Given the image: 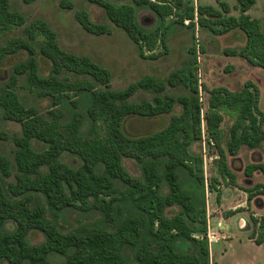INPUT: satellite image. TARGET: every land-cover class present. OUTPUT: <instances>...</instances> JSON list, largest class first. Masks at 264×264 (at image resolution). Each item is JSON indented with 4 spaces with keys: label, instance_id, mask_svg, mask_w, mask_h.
<instances>
[{
    "label": "trees",
    "instance_id": "1",
    "mask_svg": "<svg viewBox=\"0 0 264 264\" xmlns=\"http://www.w3.org/2000/svg\"><path fill=\"white\" fill-rule=\"evenodd\" d=\"M36 0H23L30 4ZM100 7L106 18L137 47L143 59L155 60L158 46H164V31L159 27L148 30L139 25L135 7L151 13L158 24L176 17L172 24L183 25L188 20L213 33L225 34L239 30L246 45L239 56L252 67L264 70V29L258 19L248 15L256 0H234L239 17L226 16L228 6L221 10L212 6H184L183 0L167 1L132 0L133 5L115 6L107 0H89ZM196 14V16H195ZM84 31L94 36L109 35L110 28L93 23L88 14L76 15ZM25 17L10 8L8 0H0V39L14 28L23 27ZM24 38H14L0 47V66L6 57L19 52L26 59L15 64L8 80L0 85V118L20 125V135L14 139V162L20 175L8 184V193L0 184V264H203L208 254L205 239L196 240L193 234L205 229V203L203 161L192 156L189 147L201 139L200 104L197 98L196 77L191 69L177 70L166 84L182 86L189 95L165 93V84L144 77L123 90H111V72L87 56H77L59 46L56 34L42 20H35L23 29ZM50 63V72L40 76L36 56ZM63 73L82 79L70 82ZM20 79L24 89L36 99L50 98L53 108L68 100L72 110L85 105V114L91 126L86 134L80 131L83 117L79 112L67 123H61L62 113L51 110L50 120L39 116L36 108L26 107L17 90ZM153 94L152 101L130 102L138 91ZM208 109L204 115L205 141L208 150H216L213 163L221 180L235 186V176L227 165L226 152L236 156L241 147L256 149L264 143L263 116L258 108L259 91L246 82L238 92L223 88L209 92ZM176 106L181 113L174 116L166 128L143 137H130L124 132V122L130 117L153 118L170 113ZM234 116L228 131L226 152L222 148L220 110ZM103 139L99 141L95 132ZM35 141L44 146L42 151L33 148ZM264 153V152H263ZM77 158L80 164L70 166L62 155ZM131 159L141 166L142 179L132 177L122 163ZM164 159V174L160 176L154 161ZM45 168L41 176L39 174ZM259 171L264 175V163L250 164L244 174L250 177ZM0 173L10 176V163L0 155ZM167 196L161 194L163 183ZM216 178L207 180L206 189L215 192ZM247 204L257 195L264 196V184L246 191ZM219 193V192H218ZM34 195L44 199L51 215L63 219L68 213L93 217L94 220L114 223L127 212L136 214L125 219L113 230H94L86 233L61 232L45 219L44 208L32 207ZM218 198V197H217ZM180 208L178 215L167 218L166 207ZM236 211L226 214L232 216ZM143 216L147 221L139 218ZM93 220V221H94ZM253 231L249 235L256 246L264 244V215L250 216ZM14 228L7 231L6 225ZM39 232L43 242L31 245L28 236ZM147 235L159 244L149 251ZM196 246L199 255L180 251L178 243ZM137 249L135 260L124 258L125 249Z\"/></svg>",
    "mask_w": 264,
    "mask_h": 264
},
{
    "label": "rangeland",
    "instance_id": "2",
    "mask_svg": "<svg viewBox=\"0 0 264 264\" xmlns=\"http://www.w3.org/2000/svg\"><path fill=\"white\" fill-rule=\"evenodd\" d=\"M115 6L133 5L132 0H107ZM167 1L173 4L175 0H151ZM10 8L22 14L26 24L35 20L44 21L47 26L56 34V39L66 52L77 56H87L100 66L107 68L112 75L110 82L111 90H123L130 84L136 83L144 77H150L165 84V93L178 97L189 95V91L182 86L171 88L166 84L168 77L177 70L191 69L196 77L197 98L200 104V129L201 139L189 147L192 156H200L203 161L204 179V203H205V229L199 228L193 234L194 239H205L207 242L208 254L203 264H264V244L256 246L249 241V235L253 231L250 216L261 218L264 215V196H254L247 204V192L254 189L257 184H264V175L253 172L250 177L245 176L244 170L247 165L264 163V143L259 148L249 149L241 147L236 156H229L226 152L228 131L234 122V116L222 109L219 114L222 116L220 124L222 148L226 152L227 165L235 176V186L226 185L220 179L217 172V165L213 163L216 157V150L210 148L205 141L203 118L208 109L209 92L223 88L231 93L238 92L246 82L253 83L259 91L258 108L263 116L262 129L264 130V70L249 65L239 56H229L228 52H239L246 45V38L239 30H232L225 34L211 32L202 28L194 22L190 27L189 22L183 25L172 24L176 17L167 18L164 23L158 24L155 17L140 7H135L139 25L152 30L157 27L164 31V46H158L155 53L158 58L155 60L143 59L139 56L137 47L125 35V33L114 26L105 16L103 10L89 0H36L25 4L23 0H8ZM221 3L228 6L226 16L239 17L234 0H183V5L212 6L221 10ZM85 12L89 19L95 24H104L110 28L109 35L94 36L83 30L76 19V15ZM248 15L258 19L264 29V0H256L255 5L249 10ZM14 28L0 39V47L14 38H24V27ZM40 76L46 77L50 72V63L41 57L36 56ZM26 53L19 52L16 55L8 56L0 66V85L8 80L12 67L25 60ZM62 77L70 82H75L82 77L63 73ZM18 95L26 107L36 108L39 116L50 120L49 112L59 110L62 113L61 123H67L72 115L79 112L82 117L80 131L86 134L91 124L85 114V103L80 102L76 110H72L68 100L59 107L53 108L51 99H36L24 89V81L20 79L17 87ZM153 94L138 90L130 99V102L152 101ZM181 113V108L176 106L170 113L153 118L130 117L124 122V132L130 137H143L166 128L171 119ZM20 135V125L13 121H3L0 118V155L10 163V176L4 177L0 173V184L7 195L8 184L15 182V176L20 175L15 167L14 156L16 147L14 139ZM96 138L101 141L102 134L95 132ZM32 146L37 151H42L44 146L33 141ZM62 161L70 166L77 167L80 162L77 158L63 154ZM164 159L154 161L157 172L160 176L164 174ZM124 169L134 178L142 179L141 166L128 158L122 160ZM45 168L39 174L43 175ZM216 178L215 192L209 193L206 189L207 180ZM166 182L163 183L161 194L165 197L168 194ZM219 192V193H218ZM218 197V198H217ZM32 207L41 206L44 208L45 219L51 221L61 232L86 233L94 230H113L126 218L135 215V211L127 212L114 223H105L94 220L97 216L77 215L68 213L63 219H55L43 198L34 195ZM236 211L232 216L226 214ZM180 208L177 206L166 207L167 218L178 215ZM141 220L146 218L139 215ZM94 220V221H93ZM14 226L7 223L6 230L11 231ZM44 236L39 232H31L28 242L37 245L43 242ZM143 241L151 245L149 251H156L159 244L145 236ZM211 241V242H210ZM180 251H189L199 255L196 246L188 243H178ZM137 249L127 248L123 252L124 258L135 260Z\"/></svg>",
    "mask_w": 264,
    "mask_h": 264
},
{
    "label": "built area",
    "instance_id": "3",
    "mask_svg": "<svg viewBox=\"0 0 264 264\" xmlns=\"http://www.w3.org/2000/svg\"><path fill=\"white\" fill-rule=\"evenodd\" d=\"M195 16H196V14H195ZM184 22L186 23V22H189V21H188V20H185ZM210 242H211V241H210Z\"/></svg>",
    "mask_w": 264,
    "mask_h": 264
},
{
    "label": "crops",
    "instance_id": "4",
    "mask_svg": "<svg viewBox=\"0 0 264 264\" xmlns=\"http://www.w3.org/2000/svg\"><path fill=\"white\" fill-rule=\"evenodd\" d=\"M249 241H252V240H249Z\"/></svg>",
    "mask_w": 264,
    "mask_h": 264
}]
</instances>
